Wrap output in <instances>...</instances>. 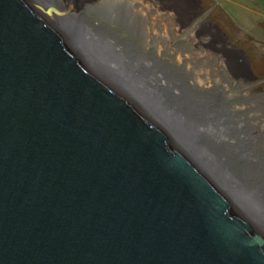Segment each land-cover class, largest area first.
Wrapping results in <instances>:
<instances>
[{
    "label": "water",
    "instance_id": "obj_1",
    "mask_svg": "<svg viewBox=\"0 0 264 264\" xmlns=\"http://www.w3.org/2000/svg\"><path fill=\"white\" fill-rule=\"evenodd\" d=\"M48 16L0 0V264H264V234Z\"/></svg>",
    "mask_w": 264,
    "mask_h": 264
},
{
    "label": "bare ground",
    "instance_id": "obj_2",
    "mask_svg": "<svg viewBox=\"0 0 264 264\" xmlns=\"http://www.w3.org/2000/svg\"><path fill=\"white\" fill-rule=\"evenodd\" d=\"M28 1L37 4L42 14L49 11L47 18L64 29L73 41L79 36L82 43H74L100 72L136 108L148 114L150 119H155L165 134L179 144L202 172L264 234L262 97L246 98L245 93L234 94L229 90L225 76L214 78L213 66L195 64L187 47H181L185 55L176 57V61L187 62L186 69H192L190 72L185 70V66L173 68L154 57V53L143 54L127 43V37L139 38L148 45L151 36L146 30L148 27L144 26L147 20L134 16L133 4L139 2L149 6L153 5V0H72L67 8L61 0ZM157 1L158 4L153 7L160 10L175 8L176 20H183L186 14L183 2ZM58 9H64L66 13L59 17L52 12ZM92 16L97 19L96 25ZM85 18L91 19L86 23ZM184 20L179 31L184 29V25L188 26V19ZM113 29L120 30L122 34H114L110 31ZM208 32H193L194 43L199 42L200 34ZM154 33L156 39L153 44L159 52L161 46L158 40L168 44L169 34ZM117 36L118 42L115 40ZM210 37L218 40L217 33L210 34ZM222 48L210 49L221 51L220 62L234 80L244 79L246 67L237 61L236 51ZM187 58H190L189 61ZM199 74L204 77H199ZM219 85L221 89L217 87ZM233 96L240 98L239 101L231 103Z\"/></svg>",
    "mask_w": 264,
    "mask_h": 264
},
{
    "label": "rangeland",
    "instance_id": "obj_3",
    "mask_svg": "<svg viewBox=\"0 0 264 264\" xmlns=\"http://www.w3.org/2000/svg\"><path fill=\"white\" fill-rule=\"evenodd\" d=\"M210 1L217 5L219 9L217 11H219L221 15L219 18L222 19L224 25L228 24L226 28L230 33V38L226 39V42H229L230 44H226L225 46L221 43H216V46H225V50L228 48L237 52H234V54H236L237 61L246 67L244 79L242 77L234 80L224 65L220 62V56L222 55L221 51L219 53L218 51L211 50L209 44L207 47L203 45V43L211 40V37L206 33L200 34L198 37L199 42H197V44L194 43L191 34L198 30L202 31V28L199 26L200 19H197L198 17L192 18L191 21H189L188 26L184 25V29L179 31L182 26L181 22L186 21L184 20L186 19V16L182 17L183 20H176L177 17L176 14H174L175 8L172 10L156 9L153 6L158 4L157 0H153V5H151V7L147 10V18L149 21H152V23H150V25L148 24V26H153L152 28L160 34L166 32L169 34L170 40L168 44H165L162 40H158L161 49L159 52H154L151 51L152 49L154 50V48L151 47L153 41L149 39L148 44L150 47H147L146 45L145 47H142L143 54H151L149 52L151 51L154 53V57H157L162 62L169 64V66H172L173 68H181L182 66H185V70H187V62L184 61L182 63L176 61V57H184L185 55V52L181 49V47H187L190 55L194 58L193 61L195 64H198L199 66H204L206 64L213 66V71L216 73L214 78H217L219 75L225 76L231 92L236 95L245 93L246 98L260 96L264 99V0ZM163 3H166V1H163ZM138 5L142 4L137 3L136 6L139 7ZM201 17L204 16L201 15ZM93 22V24H96L97 21L93 20ZM95 29L97 28H94V30ZM114 32L118 35L122 34L119 31ZM149 33L150 36L154 35L156 39L155 34H151V30ZM118 38L119 37L117 36L115 39L117 42L119 41ZM130 40L127 41L132 43ZM234 40L239 47H241L240 49L233 45L235 43ZM193 44L197 46L194 47ZM131 51L128 52L131 53ZM187 59L189 61L190 58ZM191 70H187V72H190ZM199 77L202 78L204 76L203 74H199ZM191 78H194V76ZM217 87L221 89L220 85ZM233 97V99L231 98V103L237 102L240 99L237 97L235 98V96Z\"/></svg>",
    "mask_w": 264,
    "mask_h": 264
},
{
    "label": "flooded vegetation",
    "instance_id": "obj_4",
    "mask_svg": "<svg viewBox=\"0 0 264 264\" xmlns=\"http://www.w3.org/2000/svg\"><path fill=\"white\" fill-rule=\"evenodd\" d=\"M168 1L171 2L172 0H168ZM173 1L174 2H176V1L179 2L180 1V2H183V4H185V6H186V9H185L186 14H185V16H187L186 19H188L187 20L188 24H189V21H191L192 18L198 17L197 19H200L199 26L202 28V31H209L208 33H206L208 36H210V34H216V33L218 34V40L217 39L215 40V39L211 38V40H208V42L205 43L206 45H204V46L207 47L208 44H209L210 48H213V49L219 48V49H221L223 46L218 47V46H216V43H221V44H223L225 46H226V44H230L229 42L228 43L226 42V39L230 38V33H229L228 29L226 28L228 26V24L224 25V22H222V19L219 18L221 15H220L219 11H217L219 9H218V7H217V5L215 3L213 4V2L210 1V0L209 1L208 0H173ZM137 3H139V2H134V4H133V7H134L133 10L136 11L134 16L138 17V19H146L147 21H146V23H144V26H145V28H146V26L148 27V29H146L148 34H150L149 33L150 30H151V34H155L154 33L155 30L152 28L153 26L152 27L148 26V24L150 25L151 22H149V19L147 18V14H146L147 10L151 7L152 4H149V6H147V5H138L139 7H137L136 6ZM201 15H203L204 17H201ZM132 16H133V14H132ZM91 18H92V20L97 21V19L94 18V16H92ZM217 18H219V19H217ZM89 20L85 18V22L86 23ZM113 30L116 31V32L117 31L121 32L118 29H113ZM114 31H111V32H113L115 34ZM164 33H166V32H164ZM155 36H156V34H155ZM125 40L131 46L136 47L135 49L143 52L142 51L143 50L142 47H145L146 44L144 43V41L142 39L138 38V39H131L130 40L127 37ZM127 40H130L132 43L128 42ZM150 40H152L154 42V40H155L154 35L151 36ZM234 42H235V40H234ZM235 43L233 45L236 48L240 49L241 47H239V45L237 43L236 44ZM146 46L150 47L149 44L146 45ZM193 46L195 47L197 45L193 44ZM151 47L154 48V50L152 49L151 51L155 52L156 51V49H155L156 46L154 44H152ZM129 49H130V47H129ZM151 51H149V52L153 53Z\"/></svg>",
    "mask_w": 264,
    "mask_h": 264
}]
</instances>
